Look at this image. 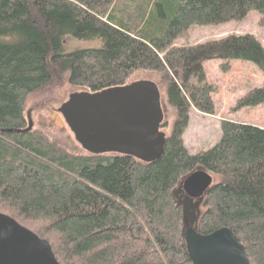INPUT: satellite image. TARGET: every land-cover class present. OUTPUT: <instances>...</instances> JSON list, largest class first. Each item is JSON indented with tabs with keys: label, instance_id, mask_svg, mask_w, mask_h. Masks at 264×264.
Instances as JSON below:
<instances>
[{
	"label": "trees",
	"instance_id": "16d2710c",
	"mask_svg": "<svg viewBox=\"0 0 264 264\" xmlns=\"http://www.w3.org/2000/svg\"><path fill=\"white\" fill-rule=\"evenodd\" d=\"M251 11L264 29V0H0V214L45 240L59 264H192L175 193L201 169L212 184L192 229H227L249 264H264V130L221 120L212 148L191 154L182 142L190 109L215 113L202 64L220 61L227 73L250 63L264 74V47L249 34L174 45L193 27ZM69 41L96 45L68 51ZM139 71L153 73L174 113L154 162L66 151L28 129L30 95L53 83L92 95ZM263 105L264 89H251L235 110Z\"/></svg>",
	"mask_w": 264,
	"mask_h": 264
},
{
	"label": "water",
	"instance_id": "95a60500",
	"mask_svg": "<svg viewBox=\"0 0 264 264\" xmlns=\"http://www.w3.org/2000/svg\"><path fill=\"white\" fill-rule=\"evenodd\" d=\"M57 112L83 148L132 155L148 163L162 154L166 142L165 133L160 131L164 111L152 83L141 82L92 95L73 93ZM211 184V176L197 169L175 193L177 205L182 207L187 254L192 264H249L243 247L229 230L200 235L192 229L199 204ZM0 264L59 263L45 240L0 214Z\"/></svg>",
	"mask_w": 264,
	"mask_h": 264
},
{
	"label": "rangeland",
	"instance_id": "374dc122",
	"mask_svg": "<svg viewBox=\"0 0 264 264\" xmlns=\"http://www.w3.org/2000/svg\"><path fill=\"white\" fill-rule=\"evenodd\" d=\"M229 34L252 35L264 47V29L258 26V14L255 11L249 12L243 20L216 26L193 27L186 37L176 40L174 45H197L218 40ZM94 45L96 44L69 41L66 42L65 47L68 51H72ZM202 67L207 83L216 87V93L212 96L215 113L212 116H206L189 110L188 124L182 136L183 145L189 152L193 154L200 149L212 148L219 140L221 120L247 124L264 130V105L235 110L237 101L249 90L264 89V74L250 63L231 62L227 73L221 72L220 61L216 60L204 62ZM141 82L154 84L156 77L150 72H136L131 76L128 87ZM157 87L164 111L161 128L162 132L169 135L174 113L166 103L165 89L158 85ZM80 92L84 91L67 86L58 87L56 83H53L47 90L30 95L24 106L32 129L42 133L49 141L55 142L66 151L79 152L80 147L57 109L69 95Z\"/></svg>",
	"mask_w": 264,
	"mask_h": 264
}]
</instances>
